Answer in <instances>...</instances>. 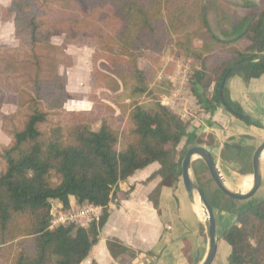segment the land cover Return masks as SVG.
Returning <instances> with one entry per match:
<instances>
[{
	"label": "trees",
	"instance_id": "1",
	"mask_svg": "<svg viewBox=\"0 0 264 264\" xmlns=\"http://www.w3.org/2000/svg\"><path fill=\"white\" fill-rule=\"evenodd\" d=\"M217 4L220 32L210 25L206 0H12L0 6L2 19L13 21L15 38L24 46L11 51L0 45V78L16 84L22 94V109L4 116L20 123L15 122L10 143L0 147V264H81L98 243L121 181L152 163L159 168L150 178L180 181L186 151L175 157L184 138L188 145L195 143V130L160 102H135L149 92L161 53L192 61L191 91L206 112L222 105L246 123L260 125L245 117L221 83L228 72L245 81L264 73V6L228 0ZM227 23L229 28L222 29ZM55 31L83 33L94 46L95 87L122 90L134 101L123 133L109 120L119 117L114 108L96 94L90 96L95 109L65 108L67 79L58 69L74 60L52 43ZM145 55L153 65L147 69L139 63ZM26 85L31 91H25ZM52 116L62 118L53 123ZM244 150L232 140L222 158L250 163L252 154L247 160ZM194 171L197 175L199 169ZM223 195L209 202L236 215V222L221 233L231 248L230 263L264 264V198L241 203ZM158 196V189L150 194L156 207ZM70 197L77 207H101L100 218L53 225L56 203L72 209ZM107 247L113 257L134 255L115 237Z\"/></svg>",
	"mask_w": 264,
	"mask_h": 264
},
{
	"label": "crops",
	"instance_id": "2",
	"mask_svg": "<svg viewBox=\"0 0 264 264\" xmlns=\"http://www.w3.org/2000/svg\"><path fill=\"white\" fill-rule=\"evenodd\" d=\"M11 1L0 0V6L6 7ZM255 1L264 6V0ZM5 31L7 36L4 34L2 38ZM0 34L1 40L4 41L15 38L13 21H4L1 13ZM226 86L230 98L239 103L247 116L260 125L246 123L236 118L222 105L217 106L213 113L202 110L210 122L201 124L200 130L202 132L209 130L213 135L214 144L204 142L200 145L212 153L229 188H232V183L238 180L240 184L238 183L236 189H232L248 192L253 184L250 154L253 156L255 149L264 141V73L249 81L237 75L228 77ZM232 140L246 148L243 151V158L246 157L247 160L251 158L250 163L240 164L238 159L222 158L225 144ZM158 168V163H152L120 182L115 199L108 205L109 216L100 231L98 243L81 264H91L92 261L98 264H201L203 262L209 250L206 221L198 215L195 201L189 199L183 182L172 184L166 183L160 176L150 178ZM260 168L263 183L264 158H261ZM192 170L194 171L193 164ZM247 178L252 179L251 185L244 189L242 183ZM156 189L159 190L157 207L150 199V194ZM258 191L250 199H262L263 197L257 196ZM70 203L71 207L76 206L74 197H70ZM56 207L63 209L61 203H56ZM213 209L216 217L218 250L212 264H231L229 259L231 248L221 238V233L236 222V215L219 205L214 206ZM113 237L130 248L134 255L124 254L113 257L107 247V240Z\"/></svg>",
	"mask_w": 264,
	"mask_h": 264
},
{
	"label": "rangeland",
	"instance_id": "3",
	"mask_svg": "<svg viewBox=\"0 0 264 264\" xmlns=\"http://www.w3.org/2000/svg\"><path fill=\"white\" fill-rule=\"evenodd\" d=\"M234 3L244 4L248 1L256 2L255 0H228ZM217 0H206L207 14L211 27L220 32V13L217 8ZM222 29L229 28L228 23L221 25ZM7 36L6 31L3 32L2 38ZM1 35V34H0ZM51 41L53 44L58 45L65 49L73 58L74 63L70 67L60 66L58 71L66 76L67 79V97L68 101L65 105V108L68 110H92L95 109L93 101H91L90 96L96 94V96L104 103L111 105L115 110V116H119L117 119L110 118V122L113 127L119 132L123 133L126 128V120L128 112L131 110L133 100L129 97L128 94L124 93L122 90L118 92H111L107 89H102L95 87V79L92 75L93 64H92V53L94 51V46L92 43L88 42L85 39V35L81 32L67 36L61 31H55L52 35ZM0 43L7 46L11 51V48H24L16 38L1 40ZM247 42H244L243 45H247ZM5 52V51H4ZM17 57L18 54L14 53ZM190 60L184 58L173 57L170 53L164 52L161 53L160 57V68L154 65V77L150 83V90L148 93L139 96L135 102L140 104L149 105L153 102H160L161 104L167 106L171 111L176 113L181 117L185 122L189 124L188 130H195L196 140L194 144H187L186 139L184 138L176 154V159H179L185 151H187L193 145H200V143L208 142L210 145L214 144V138L212 133L208 130L202 132L200 130L201 124H209L208 117L205 113H202L204 110L197 101V98L191 92L190 78L192 75V66L190 65ZM139 63L142 68L147 69L151 67L150 56L145 55L140 58ZM220 73V70H217L213 74L215 79ZM0 147L8 145L11 141L10 133L14 127L15 122H19V118L15 120L4 118V116H9L16 114L22 108L19 105L20 97L22 94L16 89V84L9 83L6 79L0 78ZM17 83V82H14ZM215 87V82H210L209 85V94H213ZM31 85L25 86V91H31ZM164 95V96H163ZM176 99L177 103L174 105L172 100ZM24 110V109H23ZM100 112V109L98 108ZM108 116V115H107ZM62 117L52 116L51 121L54 123ZM237 118V117H236ZM242 120V119H240ZM64 121V118L61 120ZM100 126V122H97L94 125V128L97 129ZM264 158V154L262 155ZM201 162V163H200ZM193 168L198 167L199 171L196 175L193 171L194 179L202 186L205 190L206 196L209 201H216V198L220 197L222 194L219 191L217 185L212 180L208 169L203 165L202 161H193ZM201 164V166H200ZM3 164L0 160V168ZM182 182V178L180 179ZM239 181L235 180L232 183L231 187L236 189ZM240 184V183H239ZM257 196L264 198V182L259 188ZM256 200H261L256 199ZM82 207H72V209L64 210L54 207L53 221L57 220L62 214H70L73 210H79ZM92 219V218H91ZM70 221L66 220L65 222ZM77 222L86 223L85 219L78 220ZM55 225V223L53 224Z\"/></svg>",
	"mask_w": 264,
	"mask_h": 264
},
{
	"label": "water",
	"instance_id": "4",
	"mask_svg": "<svg viewBox=\"0 0 264 264\" xmlns=\"http://www.w3.org/2000/svg\"><path fill=\"white\" fill-rule=\"evenodd\" d=\"M228 76L229 72L224 76L222 80V87L226 85ZM245 117L249 118L247 115ZM263 154L264 141L255 149L252 156V187L248 192H242L241 190H234L232 188H229L226 185L222 173L220 172L218 163L207 148L201 145H193L186 151L185 157L182 161L181 178L183 185L190 200L194 201L195 194H198L200 201L203 203L208 215L206 220V230L209 242V250L206 258L201 264H212L214 262L218 250V235L214 209L206 196L205 190L193 177V161H195L196 159H200L204 162L212 180L215 182V184L223 194L235 200L245 201L253 197L262 185L260 162Z\"/></svg>",
	"mask_w": 264,
	"mask_h": 264
},
{
	"label": "built area",
	"instance_id": "5",
	"mask_svg": "<svg viewBox=\"0 0 264 264\" xmlns=\"http://www.w3.org/2000/svg\"><path fill=\"white\" fill-rule=\"evenodd\" d=\"M192 92V91H191ZM175 105L177 103L176 99L172 100ZM102 214V208L98 206L88 205L79 210H73L70 214H62L57 220L53 221V224L65 223L66 220L77 222L81 219L90 220L91 218H100ZM68 222V221H67Z\"/></svg>",
	"mask_w": 264,
	"mask_h": 264
},
{
	"label": "bare ground",
	"instance_id": "6",
	"mask_svg": "<svg viewBox=\"0 0 264 264\" xmlns=\"http://www.w3.org/2000/svg\"><path fill=\"white\" fill-rule=\"evenodd\" d=\"M251 178H247V179H244L242 185H243V188L246 189L248 187H250L251 185ZM195 208H196V211L198 212V215L200 216L201 219H203L204 221L207 220V212H206V209L203 205V203L200 201V198L198 196V194H195Z\"/></svg>",
	"mask_w": 264,
	"mask_h": 264
}]
</instances>
